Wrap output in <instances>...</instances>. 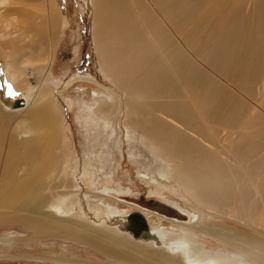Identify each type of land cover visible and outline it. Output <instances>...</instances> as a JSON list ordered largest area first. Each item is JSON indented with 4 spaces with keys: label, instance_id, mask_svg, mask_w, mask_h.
I'll return each mask as SVG.
<instances>
[{
    "label": "bare ground",
    "instance_id": "6f19581e",
    "mask_svg": "<svg viewBox=\"0 0 264 264\" xmlns=\"http://www.w3.org/2000/svg\"><path fill=\"white\" fill-rule=\"evenodd\" d=\"M5 2L1 0L3 5ZM86 2L99 68L115 88L124 91L123 96L105 86V93L94 97L95 116L108 128L112 119L125 112L123 124L128 134L145 144L158 163L155 176H140L169 190L193 209L173 206L189 221L169 220L233 250L218 243V251L205 249L200 237L184 229L149 224L148 230L137 233L127 220L129 211L98 198L84 205L81 194L85 187L87 194L109 198L113 180L106 179L96 187L87 165L78 176V153L63 132L62 108L54 101L55 85L47 81L58 45L56 36L67 25V17L54 0H9L3 6L6 13L1 15L5 26L0 29L4 39L0 51L9 49L13 55L5 77L9 89L27 84L32 93H15L8 98L0 79V209H15L13 217L34 224V239L55 233L107 257L106 262H98L97 254L93 259L77 251L66 257H40L60 264H264V114L249 120L244 131L236 135L245 103L234 98V107L219 110L227 102L223 86L197 63L202 61L223 72L230 47L242 33L238 27L243 0L225 13L224 0ZM209 6H213L209 12L214 17L207 22L204 13ZM257 9L254 51L264 42V0H258ZM212 23H225V27L205 38L208 29L215 27ZM256 53L245 60L243 84L252 82L259 73L261 58ZM75 74L60 93L78 80H86L83 74ZM17 99L23 101L22 106H15ZM22 113L27 114L35 131L15 133L16 116ZM225 130H232L236 137H228L232 147L227 152L217 153L211 142ZM174 208L170 211L175 212ZM123 212L128 214L121 226Z\"/></svg>",
    "mask_w": 264,
    "mask_h": 264
},
{
    "label": "rangeland",
    "instance_id": "374dc122",
    "mask_svg": "<svg viewBox=\"0 0 264 264\" xmlns=\"http://www.w3.org/2000/svg\"><path fill=\"white\" fill-rule=\"evenodd\" d=\"M224 1V4H227V6L223 13L235 6V2L240 0ZM54 2L56 6H58V9H60L59 12L64 15V17H67V25L62 28V34L59 33L56 36L58 45L56 46V53L53 60L54 63L51 67V73L47 78V81L48 84L55 85L53 91L55 95L54 101H56L58 106L62 108V115L64 118L63 132L69 137L68 140L70 142L72 141L74 149L76 153H78L77 157L79 158H77V160L80 167L78 176L83 175L85 166L87 165L88 167L91 166L89 168L91 169L90 172L94 174L93 179L96 187H101L106 179L111 178L113 180L111 187L112 189L114 188V191H112L111 196L107 195L109 198L101 196L96 197L97 195H95V193L87 194L86 190L88 188L85 187L81 194V199L84 205L92 203L91 201H97L98 198L99 201L102 200L107 202L122 211H129V214L138 211L139 213L142 212L146 216V226L148 229L150 227L149 224L152 226L160 225L166 229H184L185 231L190 233L193 232L195 236L200 237L199 242L205 249L218 251L219 249L217 246L219 244L221 246L229 247L227 248L228 250H233L231 249L233 247L225 245L211 236L201 235L191 228L179 226L169 220L172 218L179 221H189V217L185 213L178 212L174 207L177 206L183 210L189 211L193 210L192 207L185 203L184 200L178 198L175 194L169 192V190L167 191L163 188L155 187L140 176V174L143 173L155 176L158 163L151 150L145 144L134 137L131 138L128 134V129L123 124L126 117L125 112L120 113L119 116L112 119L111 125L108 128L103 127L102 120L95 116L93 112L95 95L104 94L106 91L104 88L105 86L112 88H115L116 86L105 77L99 68L98 53L96 52L97 50L95 51L96 47L94 46V40L90 32V10L86 0H54ZM243 2L244 6L241 19L242 27L241 25L238 27L239 31L242 32L241 34L243 37L240 34L237 37V41L234 39L236 42H233L236 45L232 43V46L234 44L236 49L233 51L232 46L230 47L231 49L228 59L226 60V64H223L224 66L222 67V69L225 67V70L223 69V72L221 71L220 73V71L207 63H203L202 61L197 62L201 64L202 68L204 67L205 71L207 70L206 72L209 73L213 80L223 86L222 90L225 93L224 95L227 96V102L224 105L220 104L221 106L219 105V110L224 107L226 108V106L234 107V98L240 99L245 103V113L240 120L241 127H237V123L235 124L237 129H239L236 130V135L244 131V127L249 120L258 119L259 114H264V42L262 43L261 48L256 47L257 51L259 49L258 52L254 51L253 48V46L255 47L254 43H256V35L253 33L256 34V30L254 29H257L254 19L259 12V9H257L258 0H243ZM5 3L8 5L9 0H6ZM0 4V29H2L3 26H5V18L1 15L2 13H6V9L3 7L4 5L1 3V0ZM211 7L213 6H209L206 10L207 12L204 13V15L207 14L206 21H209L211 20V17H214L213 12H209ZM196 20L198 21V19ZM217 21L221 22L223 20L218 18ZM212 24H215V27L213 28V26H211L208 29L204 34L205 38L209 37L211 33L215 31H221L225 27V23H217V25L216 23ZM199 28L200 25L195 27L196 30ZM251 35H254V38H252ZM0 37V41L4 40L2 39L1 31ZM195 37L196 36L194 35L193 39ZM252 50L253 52L260 54L258 55V57L261 58L258 69L259 73L252 82L247 81L243 84L245 67L247 64L245 60L253 53L251 52ZM12 56L13 55L9 49L0 51V79L2 78V85L6 90L5 96L8 98L16 96L14 95L15 93L27 94V91L32 93L26 86L27 84H23L22 87H19L21 89H9V82L5 76L6 68L10 63ZM193 59H195V57ZM197 59L196 61H198ZM231 62H233L234 66ZM75 73L83 74L86 80H78L65 91L60 93L59 91L62 90L65 83H67L73 75H77ZM29 75L32 74L29 73ZM30 81L35 84L34 78H31ZM115 89L117 91L119 90L124 96L123 90L119 88ZM69 101L72 104H70ZM191 101L192 99L190 98V103ZM22 102L23 101L17 99L15 106H22ZM122 105L124 107V100ZM26 116L27 114L25 113L16 116L17 121L15 123V133H29L32 129L35 131V128L29 122L30 120L28 116ZM198 122L203 125L200 118L198 119ZM257 125L260 127L261 123ZM133 131L136 134L137 131ZM238 131L240 132L238 133ZM232 135V130L221 132L217 137V140L211 142V144H213V146H211L213 151L217 153L220 151L227 152V148L230 149L232 147V140L228 137H236V135ZM216 144L218 146L223 145V151L218 150ZM93 187H95V185ZM118 189L122 192L121 194L117 193ZM118 199L124 200V202H120ZM129 203H134L139 206L133 207L131 206L133 204L128 205ZM169 207L172 209L174 208L175 212H171V208ZM148 210L154 213L146 215L145 211ZM15 214V209H0V264H60L51 260H43L40 257H66L75 251L89 257L93 256V259L95 258V254H97L99 257H97L96 261H107L105 259L107 258L105 254L97 249L90 247L86 248L83 244L75 240H67L55 235V233L40 239L32 238L35 235L34 224L27 222L25 219L23 220L13 217ZM127 214L128 212H123L119 216L121 226H124L123 223H125L124 219ZM160 215H164L166 218H161ZM127 220H129V225L132 227L136 226L137 228V225H139L138 220L134 218L129 219L128 217ZM131 230L134 231L132 228ZM28 256H38V258H29ZM245 264L250 263L246 262Z\"/></svg>",
    "mask_w": 264,
    "mask_h": 264
},
{
    "label": "water",
    "instance_id": "95a60500",
    "mask_svg": "<svg viewBox=\"0 0 264 264\" xmlns=\"http://www.w3.org/2000/svg\"><path fill=\"white\" fill-rule=\"evenodd\" d=\"M128 217H129V219L130 218H132V219L134 218V219L138 220L139 225H137V228H136V226L132 227L130 225V227L132 229H134V231H136L137 233H139L140 231L142 232V230H148V228L146 226V218H145V216L143 214H141L139 212H134L133 214H130Z\"/></svg>",
    "mask_w": 264,
    "mask_h": 264
}]
</instances>
